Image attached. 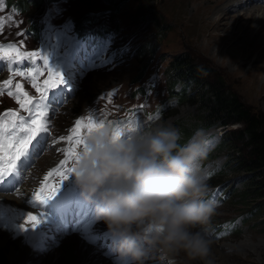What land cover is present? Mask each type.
Returning <instances> with one entry per match:
<instances>
[{"label":"rangeland","instance_id":"1","mask_svg":"<svg viewBox=\"0 0 264 264\" xmlns=\"http://www.w3.org/2000/svg\"><path fill=\"white\" fill-rule=\"evenodd\" d=\"M25 1L0 0V46L13 44L21 52L37 54L34 60L25 58L19 63L0 60V116L12 109L28 117L16 101V84H22L37 103L41 97L37 87H44L49 69L61 72L65 83L46 93L43 119L49 132L41 135L48 139L34 152L30 148L29 155L17 162L18 173L8 180L0 179V193H11L21 186L31 169L35 173L30 178L40 190L44 177L53 168H61V161H65L63 169L73 167L65 151L70 143L60 137L73 135L77 120L87 122L91 117L97 122L135 123L141 131L171 126L180 134L184 126L203 129L212 143L203 168L209 187L206 199L216 205L204 226L212 241L213 264H264V173L243 164L250 157L249 147L229 132L243 124L235 122L225 130L222 126L198 127L202 104L195 92L199 88L182 79L171 89L169 69L176 56L189 55L208 68L210 82L221 78L264 126V27L256 34L260 26L254 25L250 15L248 27L240 29L237 17L246 10L233 1L235 9L227 10L225 19L209 15L221 23L220 27L208 25L196 13L195 5L202 0H40L41 4H28L29 8ZM260 1L256 4L264 7V0ZM15 69H40L37 87L28 76H14ZM6 79L12 84L4 85ZM183 85L186 97L181 96ZM9 90L14 94L8 95ZM198 129L189 136L181 134L182 145ZM74 147L79 152L82 145ZM51 159L57 163L49 165ZM50 183L60 187L51 198L54 201L37 202L32 195L24 208L0 202V221H9L12 241L22 240L34 248L33 238L47 235L40 222L49 220L60 226L55 230L63 236L57 237L59 244L54 237L46 240L36 264H70L63 253L58 255L56 247L71 236L83 242V249L87 245L91 252L96 250L107 262L104 264H118L113 239L104 233L107 224L96 219L95 206L84 198L73 173L63 181L54 175ZM28 213L38 220L25 223ZM172 259L174 264H201L184 253ZM0 264L23 263L11 259L0 246ZM147 264L161 262L149 259Z\"/></svg>","mask_w":264,"mask_h":264},{"label":"clouds","instance_id":"2","mask_svg":"<svg viewBox=\"0 0 264 264\" xmlns=\"http://www.w3.org/2000/svg\"><path fill=\"white\" fill-rule=\"evenodd\" d=\"M171 126L141 131L135 123L103 122L85 130L73 160L84 198L107 224L118 264H213L206 226L216 205L206 199L204 162L212 143L198 129L183 145Z\"/></svg>","mask_w":264,"mask_h":264},{"label":"snow or ice","instance_id":"3","mask_svg":"<svg viewBox=\"0 0 264 264\" xmlns=\"http://www.w3.org/2000/svg\"><path fill=\"white\" fill-rule=\"evenodd\" d=\"M0 60L8 61L10 63H19L25 58L34 60L37 56L36 53H25L17 49L13 44L0 46ZM47 61V57H41ZM40 72V69L32 70L29 69L27 72L15 69L13 71L14 76H28L33 81V86L37 87L36 75ZM64 76L61 72L54 69H49V79L45 81L43 88L37 87V91L41 92L39 102L34 103L35 98L30 96L25 90L22 84H16L15 86V97L20 108L28 112V117L20 115L19 112L9 109L4 112L3 116H0V179L18 173L17 162L22 157L29 155V149L31 148L34 152L41 143L48 139L47 134L49 128L47 121L43 119L46 112L47 105L44 101L47 100L46 93L50 88H58L64 84ZM4 85H11L12 80L6 79L3 81ZM2 92V89H0ZM13 91L9 90L8 95H13ZM103 120L97 122L93 118H88L87 122L77 120L76 126L72 129L73 135L61 136L60 140L67 139L70 143V147L66 149L69 160H74L78 152L75 146L83 145V136L85 130H90L97 124L103 123ZM39 137V139H38ZM35 141V143H33ZM65 161H61V168H53L52 171L44 177V182L41 189L33 193V199L37 202H46L49 199L55 197L60 187L56 184L50 183L51 177L60 176L62 181L66 179L70 173H73L74 168L70 167L63 169ZM38 217L32 213H28L25 218V223L28 221H36ZM21 227H25L23 224ZM35 228V225H33Z\"/></svg>","mask_w":264,"mask_h":264},{"label":"trees","instance_id":"4","mask_svg":"<svg viewBox=\"0 0 264 264\" xmlns=\"http://www.w3.org/2000/svg\"><path fill=\"white\" fill-rule=\"evenodd\" d=\"M37 3L41 4L40 0H28L25 1L24 6L29 8V5H38ZM153 49L154 47H151L150 51L152 52ZM169 69L172 71L173 78L171 89L182 79L184 82L187 80L193 82L195 87L199 88L195 96L202 105L200 104L197 126L204 129L222 126L225 130L229 124L242 123L241 129H231L229 132L249 147L250 157L245 159L243 164L253 169L261 168V172L264 173V126L260 117L240 101L234 92L229 91L221 78L217 77L215 81L210 82L207 79L208 68L195 63L189 55L176 56L170 63ZM181 96H187L185 85H183ZM195 129L198 128L190 130L189 127H182V137L189 136ZM179 143L182 145L183 141Z\"/></svg>","mask_w":264,"mask_h":264},{"label":"bare ground","instance_id":"5","mask_svg":"<svg viewBox=\"0 0 264 264\" xmlns=\"http://www.w3.org/2000/svg\"><path fill=\"white\" fill-rule=\"evenodd\" d=\"M232 1L234 3L235 2L237 3V7H242L243 9L246 10L241 17H237L238 23L240 24L239 28L240 29H242V27L247 28L251 22L250 18L252 16L254 25H257V27L260 26L256 32V34H259L261 29L264 27V7L259 6V4H256L259 3L260 0L257 1L256 0H251V1L250 0H202L201 3L195 5L196 7L195 11L196 13L201 15V17L207 22L208 25H214L215 27H220L221 23L219 21L216 22L214 19L209 18V15L217 14V15H221L225 19V16L228 14L227 10L235 9L233 6L234 4L232 5V3H230ZM251 4H253L252 6L254 7H251L250 6ZM256 12H258L257 15L254 14ZM56 163L57 160L55 159H51L49 161V165L51 166ZM33 173H35V171H33L32 169L29 170L28 179H26V181L23 182L21 186L19 185L20 187L17 186V188L13 190L11 193H7V192L2 194L0 193V202L2 201L3 203H8L18 208L21 207L24 208V206H26V201L28 200L29 202V199L31 198L33 193L37 192L39 188L38 184L32 178H30V176ZM40 223L43 224L42 229L45 231V234L47 235L36 239L33 238L36 243L41 242V245L40 244L36 245L35 243L33 248L32 246L28 247L24 245L22 240H18L16 242L12 241V232L9 227V221L6 218L0 221V246L6 248V251L8 252L11 259L16 258L17 260H20L23 264H36V262L40 258L39 255L41 252L40 250L43 248V245L45 244L46 240L49 239V237L52 238L54 237L52 240L54 242H57V244H59L58 243L59 240H57L58 239L57 237L63 236V233L61 234L60 232H56V230H58L60 226H58L56 222H51L49 220L46 221L44 220ZM61 232H63L62 229ZM104 233L110 235L111 237V234L109 233L108 229L105 230ZM78 243H80V246L77 245ZM81 243H83L81 242V240H79L74 236H71L68 237L67 239H64L63 242L56 247V250L58 251V255L60 252L63 253L70 264H86V263L104 264L105 259L100 254H98L96 250L94 252L93 251L91 252L92 248L87 245L84 246V249H86L84 250L82 248ZM74 250L75 252H73ZM210 259H212V261L214 262L213 259L215 258L210 257Z\"/></svg>","mask_w":264,"mask_h":264}]
</instances>
